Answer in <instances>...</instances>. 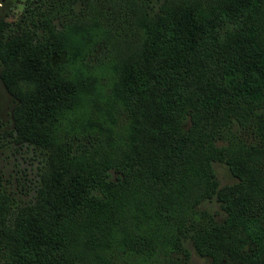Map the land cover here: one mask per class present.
Segmentation results:
<instances>
[{
  "label": "trees",
  "instance_id": "1",
  "mask_svg": "<svg viewBox=\"0 0 264 264\" xmlns=\"http://www.w3.org/2000/svg\"><path fill=\"white\" fill-rule=\"evenodd\" d=\"M83 2L0 19L11 129L47 157L33 201L0 189V264H264V0Z\"/></svg>",
  "mask_w": 264,
  "mask_h": 264
},
{
  "label": "rangeland",
  "instance_id": "2",
  "mask_svg": "<svg viewBox=\"0 0 264 264\" xmlns=\"http://www.w3.org/2000/svg\"><path fill=\"white\" fill-rule=\"evenodd\" d=\"M157 1L149 0V3L156 6ZM83 5V0H0V19L7 22L2 32L8 35L19 23L22 25L25 23L27 26L36 25L41 12L48 13V17H51L50 25L58 28L72 15L85 14V10H82ZM102 5L108 7L109 2L103 1ZM56 6H59L58 9ZM100 16L104 23L117 28L122 36L132 35L136 39L138 29L132 24L130 16L125 13L122 15L101 13ZM95 54L99 60L106 59L109 51L104 50L100 53L96 51ZM14 103L13 96L5 90L0 78V189L18 205L34 200L47 157L38 146L20 140L11 129L10 113ZM233 130L239 136L246 135L243 129ZM213 169L219 185L235 180L222 162H213ZM200 206L214 212L217 219L224 215L219 202L213 198L203 200ZM190 262L208 264V259L198 256L191 250Z\"/></svg>",
  "mask_w": 264,
  "mask_h": 264
},
{
  "label": "flooded vegetation",
  "instance_id": "3",
  "mask_svg": "<svg viewBox=\"0 0 264 264\" xmlns=\"http://www.w3.org/2000/svg\"><path fill=\"white\" fill-rule=\"evenodd\" d=\"M1 82H2V80H1ZM3 84V83H2ZM3 86H4V84H3ZM5 87V86H4ZM5 90L7 91V89L5 88ZM8 92V91H7ZM9 93V92H8ZM10 94V93H9ZM11 95V94H10ZM12 109V108H11Z\"/></svg>",
  "mask_w": 264,
  "mask_h": 264
}]
</instances>
